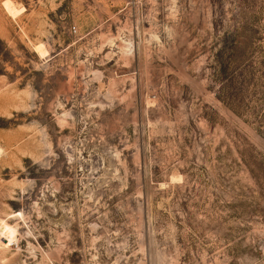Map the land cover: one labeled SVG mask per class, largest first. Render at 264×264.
I'll return each mask as SVG.
<instances>
[{"label": "rangeland", "instance_id": "obj_1", "mask_svg": "<svg viewBox=\"0 0 264 264\" xmlns=\"http://www.w3.org/2000/svg\"><path fill=\"white\" fill-rule=\"evenodd\" d=\"M6 1L0 264H264V0Z\"/></svg>", "mask_w": 264, "mask_h": 264}, {"label": "bare ground", "instance_id": "obj_2", "mask_svg": "<svg viewBox=\"0 0 264 264\" xmlns=\"http://www.w3.org/2000/svg\"><path fill=\"white\" fill-rule=\"evenodd\" d=\"M5 4H6V7L8 8V10H11L12 9V7H14V6H12V4H10V1L8 0V1H6L5 2ZM15 8V7H14ZM13 10V9H12ZM14 12V11H13ZM42 49L40 48V51H41ZM44 52H45V50H44Z\"/></svg>", "mask_w": 264, "mask_h": 264}]
</instances>
